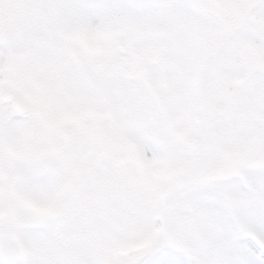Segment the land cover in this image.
Here are the masks:
<instances>
[{"label":"snow or ice","instance_id":"6c2138e0","mask_svg":"<svg viewBox=\"0 0 264 264\" xmlns=\"http://www.w3.org/2000/svg\"><path fill=\"white\" fill-rule=\"evenodd\" d=\"M0 264H264V0H0Z\"/></svg>","mask_w":264,"mask_h":264}]
</instances>
